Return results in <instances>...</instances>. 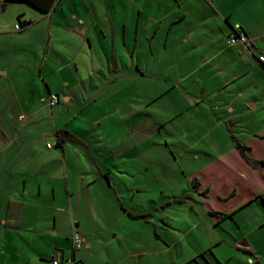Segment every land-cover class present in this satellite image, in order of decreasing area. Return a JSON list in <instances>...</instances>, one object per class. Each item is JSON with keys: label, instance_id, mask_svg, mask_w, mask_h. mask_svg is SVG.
<instances>
[{"label": "crops", "instance_id": "1", "mask_svg": "<svg viewBox=\"0 0 264 264\" xmlns=\"http://www.w3.org/2000/svg\"><path fill=\"white\" fill-rule=\"evenodd\" d=\"M35 10L42 16L11 10L21 26L12 68L28 53L40 62L36 77L0 90V264L77 261L73 247L57 257L58 227L73 219L84 233L82 220L129 216L135 205L124 199L150 193L160 178L172 181L175 168L217 225L190 264H264V92L249 104L261 112L247 125L239 112L252 113L239 95L235 106L230 99L241 81L264 91V0H57L49 13ZM237 30L251 42L229 45ZM50 94L61 99L53 108ZM161 98L193 140L179 142V128L165 129L168 169L151 158L167 123L155 120ZM174 151L193 154L201 167L175 164Z\"/></svg>", "mask_w": 264, "mask_h": 264}, {"label": "rangeland", "instance_id": "2", "mask_svg": "<svg viewBox=\"0 0 264 264\" xmlns=\"http://www.w3.org/2000/svg\"><path fill=\"white\" fill-rule=\"evenodd\" d=\"M125 1L128 2L130 0ZM126 5H128V3H126ZM7 6L8 3H6L5 0H0L2 29L7 33L3 39H0V90H2L3 86L8 85L12 79L19 77L30 78V75L36 77L38 75L36 67L40 62L34 53H28L24 55V62L18 61V68L16 70L12 68L10 55L13 48L18 47L15 41L19 38V35L15 27L16 24L20 23L18 19L14 21V17L11 13L12 8H20L30 12V14L42 15L25 3H9L8 9ZM150 6H152L151 10L154 9V4L151 3ZM148 11L149 8L147 7V12ZM34 15L32 19H35ZM41 27H44L43 23L36 25V27L32 29V32L36 31L38 35ZM21 31L24 30L22 29ZM42 39L43 36L39 38V41ZM44 40L47 42L48 37H44ZM53 48L62 49V44L57 43V40H55ZM168 62L169 60H164V65L168 66ZM112 67H114V65ZM7 69L9 70L7 75L1 74L6 73ZM171 74L173 75V73ZM160 84L161 86L159 89L161 92L165 89L170 91L171 87H168L162 82H160ZM237 85V87H234V90L232 89V96H230V99L234 101L235 106L238 102V99H235V97L239 95V104L246 105L245 110L252 113L249 116L248 114H244L245 111L243 112L241 110L239 112V115L243 116L240 120H243V123L247 125L249 119L252 118L254 114H259V112H261V109L251 108L249 104H254V99L262 101L264 91H256L255 93L253 87L246 81H241ZM9 86L7 90H9ZM151 90L152 88L150 86L144 87L145 99L149 100L147 94L148 92L152 94ZM9 96L10 95H7L6 97ZM164 100L165 99H162L160 102H157L156 107H162H160V115H158V118L156 117L155 120L159 121L161 124L164 120L167 121V123L165 126L161 127L159 136L160 144L157 149L152 151L151 158L160 160L162 163L161 167L166 169L169 165V161L171 162L174 156L169 146L163 140L167 137L166 130L173 129L175 131V127L180 121H172L170 116L173 112L169 110V105ZM8 102H10V99H8ZM154 108V104H152L149 106L148 112L153 111ZM162 111H165V113ZM169 118L171 120H169ZM178 128L180 129L178 132L180 136H178L176 140L179 142H193L192 137L186 139L183 126L176 127L174 133L177 132ZM169 140L173 141L171 138H169ZM174 153L176 154L175 151ZM176 155L178 157V162L175 164L181 165L182 168L186 170L189 169V167L191 170L201 167L199 162L193 161V154H187L186 157H180V153ZM158 164L159 166L161 165L160 163ZM175 169L177 177L172 181L168 180L170 179L169 176H167V178H160L159 181L149 184L148 189L150 193H144L134 199V201L129 196L124 199L127 206L132 203L135 205L133 209L130 210L132 216H129L132 218L121 212L113 213L108 217L100 214L95 221L98 222L97 230L95 229V222L92 219L88 221L82 220V229L83 227L87 229H83L84 233L79 229V231L76 230L77 222L71 225L73 219L71 222L68 221L64 225L58 227L54 232L55 235H57L55 238L56 244L54 246L58 251L57 257H59L61 252L68 254L69 251L72 250V247L74 249L72 240L73 233L78 232L86 238V245L84 249L78 253L77 264H190V261L194 259L195 255L200 253L201 249L209 248V243L211 242L209 236L210 234L217 236V225L214 219L207 215L206 208L200 204V196L195 191L194 185L188 182L189 180L183 175L182 169ZM159 172L162 173L163 170ZM187 194L190 198H186ZM136 215H139V217H136ZM50 233H53V231L51 230ZM50 240H52L51 237ZM87 245L89 247L88 249ZM82 254L86 257L82 258ZM192 264L197 263L194 262Z\"/></svg>", "mask_w": 264, "mask_h": 264}, {"label": "built area", "instance_id": "3", "mask_svg": "<svg viewBox=\"0 0 264 264\" xmlns=\"http://www.w3.org/2000/svg\"><path fill=\"white\" fill-rule=\"evenodd\" d=\"M21 26L17 25L16 26V30H20ZM251 42V40L249 39V37L245 34V32H243L242 30H237L235 32H233L230 36H229V45H236V44H244L246 45L247 43ZM60 96L57 94H50L49 98H48V104L51 108L57 106L60 104ZM48 148H51V144H48ZM73 246H74V250L76 252L81 251L85 245H86V238L83 237L80 233L75 232L73 234ZM52 264H76V260L74 258H68L65 260H61L60 258H55L52 262Z\"/></svg>", "mask_w": 264, "mask_h": 264}, {"label": "trees", "instance_id": "4", "mask_svg": "<svg viewBox=\"0 0 264 264\" xmlns=\"http://www.w3.org/2000/svg\"><path fill=\"white\" fill-rule=\"evenodd\" d=\"M5 2L6 3H26L43 13H49L53 5L57 2V0H5ZM29 24L30 23L28 22L26 23V25H29ZM236 145L240 146L238 142H236ZM129 215L132 216L131 214ZM136 217H139V215H136Z\"/></svg>", "mask_w": 264, "mask_h": 264}]
</instances>
